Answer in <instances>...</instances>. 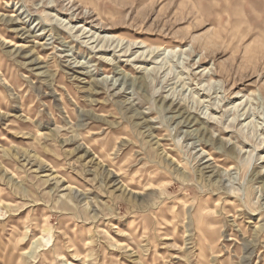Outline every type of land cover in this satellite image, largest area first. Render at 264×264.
Returning <instances> with one entry per match:
<instances>
[{
    "label": "rangeland",
    "instance_id": "rangeland-1",
    "mask_svg": "<svg viewBox=\"0 0 264 264\" xmlns=\"http://www.w3.org/2000/svg\"><path fill=\"white\" fill-rule=\"evenodd\" d=\"M0 264H264V0H0Z\"/></svg>",
    "mask_w": 264,
    "mask_h": 264
},
{
    "label": "bare ground",
    "instance_id": "bare-ground-1",
    "mask_svg": "<svg viewBox=\"0 0 264 264\" xmlns=\"http://www.w3.org/2000/svg\"><path fill=\"white\" fill-rule=\"evenodd\" d=\"M59 22H62L59 21ZM72 22V21H71ZM63 23V22H62ZM67 23V22H66ZM65 24V23H64ZM70 24V23H69ZM63 25V24H61ZM64 28L66 30H70V33L74 31L75 28H72L70 26H64ZM80 30V35H77V39L80 40H83V43L82 44H85V46H87L88 48H90L91 52L92 53H100V54H108V53H111L113 52L114 55L113 56H116L117 53H121V55L118 56V58H124V57H129L127 60L128 61H133L134 63H142L141 65H147L149 62H151L152 64L156 65L158 63V54L155 55L154 52H152V50H149V52H146V50H143V52H140V49H143L146 47H142L141 48L137 45L134 46V44L132 43H124V41H117L115 39H107L106 37H101V35H103V33H100L98 31H96L95 33H93V35L91 37H89L88 35H90V33L92 32V30L88 31V29H84V27H79ZM36 29V28H34ZM69 33V32H68ZM37 37V36H36ZM98 42L97 45H95L96 43ZM130 44V45H129ZM44 46L45 45H48L46 42L45 44H43ZM140 49H139V48ZM120 50V51H119ZM136 51V52H135ZM140 52V53H139ZM152 52V53H151ZM147 54V55H146ZM156 57H154V56ZM114 60V59H113ZM113 62V61H112ZM115 62V61H114ZM113 62V63H114ZM112 63V64H113ZM162 64V63H161ZM160 64V65H161ZM158 65V64H157ZM79 67V66H77ZM77 67L73 66V68L71 69H74V70H77ZM162 67V66H161ZM86 68V67H85ZM144 69L142 66H140L139 69ZM159 68V67H158ZM157 68V69H158ZM156 68L153 67V71L155 70ZM156 69V70H157ZM146 70H151V69H147ZM161 69L159 68L158 71H160ZM156 72V71H154ZM113 81V80H111ZM117 83V81H116ZM116 85L114 84L113 87H115ZM133 107V105H132ZM135 107V106H134ZM189 116H185L186 119L185 121L187 123H193V121L191 120V114H188ZM184 116H182L184 118ZM241 116V115H240ZM193 117V116H192ZM143 123H148L146 120L143 121ZM157 146V145H156ZM206 170L207 169H210L209 167H205ZM112 177H114V175H112ZM116 177V176H115ZM114 180V179H113ZM116 182V181H115Z\"/></svg>",
    "mask_w": 264,
    "mask_h": 264
}]
</instances>
